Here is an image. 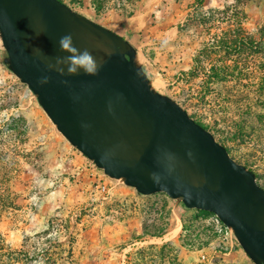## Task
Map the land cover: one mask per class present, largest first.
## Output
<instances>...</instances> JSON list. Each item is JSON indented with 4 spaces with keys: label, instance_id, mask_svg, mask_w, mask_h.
I'll list each match as a JSON object with an SVG mask.
<instances>
[{
    "label": "rangeland",
    "instance_id": "1",
    "mask_svg": "<svg viewBox=\"0 0 264 264\" xmlns=\"http://www.w3.org/2000/svg\"><path fill=\"white\" fill-rule=\"evenodd\" d=\"M64 1L139 35L136 62L152 88L264 188V0H204L197 18L196 0H111L99 12L91 0ZM0 264L255 263L214 214L162 192L142 195L71 145L11 72L0 42Z\"/></svg>",
    "mask_w": 264,
    "mask_h": 264
},
{
    "label": "water",
    "instance_id": "2",
    "mask_svg": "<svg viewBox=\"0 0 264 264\" xmlns=\"http://www.w3.org/2000/svg\"><path fill=\"white\" fill-rule=\"evenodd\" d=\"M66 34L102 62L98 75L48 70L68 55L58 45ZM0 42L9 69L56 129L106 175L142 195L162 192L214 214L264 264V188L255 172L152 88L127 39L60 0H0ZM44 76L49 81L41 84Z\"/></svg>",
    "mask_w": 264,
    "mask_h": 264
},
{
    "label": "clouds",
    "instance_id": "3",
    "mask_svg": "<svg viewBox=\"0 0 264 264\" xmlns=\"http://www.w3.org/2000/svg\"><path fill=\"white\" fill-rule=\"evenodd\" d=\"M59 50L64 53H68L64 57H56L54 64L48 65V70H54L58 75L64 76H76L81 71L87 76L98 75L102 62L96 60L92 53L88 49L81 51L73 44V38L71 34L63 35L58 40ZM66 66V72H65ZM49 81L48 76H44L40 79L41 84H46ZM67 84V80L61 81Z\"/></svg>",
    "mask_w": 264,
    "mask_h": 264
},
{
    "label": "crops",
    "instance_id": "4",
    "mask_svg": "<svg viewBox=\"0 0 264 264\" xmlns=\"http://www.w3.org/2000/svg\"><path fill=\"white\" fill-rule=\"evenodd\" d=\"M102 25H104L105 27H111V29L116 32L117 34L121 35L122 37H124L125 39H127L135 48H136V51H137V54H136V59L139 55V50H138V44H137V39L140 38L139 35H132L133 39H130L129 36H127V31L128 29L126 28V25L125 23H121V22H118V21H109L108 24L106 23V21H96ZM111 24V25H109ZM176 31V34H177V30ZM172 32V30H168L166 31V33L170 34ZM130 35V34H128ZM142 46V44H140ZM138 64V63H137ZM142 67V66H141ZM144 69V71L147 73L149 79L151 80V76H150V73L148 72V70L144 67H142ZM152 83V80L150 81Z\"/></svg>",
    "mask_w": 264,
    "mask_h": 264
},
{
    "label": "trees",
    "instance_id": "5",
    "mask_svg": "<svg viewBox=\"0 0 264 264\" xmlns=\"http://www.w3.org/2000/svg\"><path fill=\"white\" fill-rule=\"evenodd\" d=\"M65 2L64 0H60ZM70 3L77 2L79 5L81 4L78 0H69ZM111 0H91V7L96 11L99 12L107 7V3ZM120 4H132L138 0H117ZM204 0H196L194 4L192 5V10L194 11L195 17L197 18V15L199 14V10L203 7ZM241 41H243L241 39ZM244 42V41H243ZM248 43V42H247ZM258 52L264 51L262 48H258ZM256 52V51H255Z\"/></svg>",
    "mask_w": 264,
    "mask_h": 264
},
{
    "label": "built area",
    "instance_id": "6",
    "mask_svg": "<svg viewBox=\"0 0 264 264\" xmlns=\"http://www.w3.org/2000/svg\"><path fill=\"white\" fill-rule=\"evenodd\" d=\"M101 190L102 191H105L106 190V186L105 185H102Z\"/></svg>",
    "mask_w": 264,
    "mask_h": 264
}]
</instances>
